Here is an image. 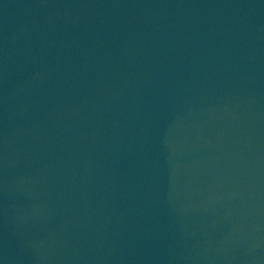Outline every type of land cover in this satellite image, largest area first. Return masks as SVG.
I'll return each mask as SVG.
<instances>
[{"label":"water","instance_id":"1","mask_svg":"<svg viewBox=\"0 0 264 264\" xmlns=\"http://www.w3.org/2000/svg\"><path fill=\"white\" fill-rule=\"evenodd\" d=\"M0 264H264V0H0Z\"/></svg>","mask_w":264,"mask_h":264}]
</instances>
